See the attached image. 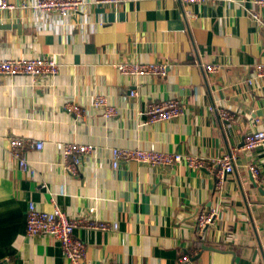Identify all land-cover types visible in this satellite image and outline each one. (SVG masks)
<instances>
[{
    "label": "crops",
    "instance_id": "0c3cea01",
    "mask_svg": "<svg viewBox=\"0 0 264 264\" xmlns=\"http://www.w3.org/2000/svg\"><path fill=\"white\" fill-rule=\"evenodd\" d=\"M0 54L52 57L61 65L55 76L0 79V263L70 264L57 240L27 235L34 202L47 211L56 203L79 222L119 224L114 232L77 225L86 264H183V255L189 264H264V145L243 148L247 135L264 130V81L256 77L264 63V5L83 0L69 17L18 7L0 11ZM127 61H165L170 70L164 78L126 76L115 64ZM209 64L217 71L208 72ZM96 95L106 96L117 115L96 110ZM172 98L185 104L184 114L148 123L149 103ZM71 104L82 114L70 112ZM11 136L44 142L26 152L34 176L13 156ZM68 142L96 147L77 175L62 163ZM114 147L210 161L236 148L237 158L219 187L214 172L185 163L131 161L115 169ZM251 165L260 170L258 181ZM212 209L216 224L201 234L197 217Z\"/></svg>",
    "mask_w": 264,
    "mask_h": 264
},
{
    "label": "built area",
    "instance_id": "2783aa9c",
    "mask_svg": "<svg viewBox=\"0 0 264 264\" xmlns=\"http://www.w3.org/2000/svg\"><path fill=\"white\" fill-rule=\"evenodd\" d=\"M132 0H98L101 4H117ZM183 6H190L198 3L218 4L221 2H231L233 0H173ZM258 4L264 5V0H256ZM83 0H34L32 3L23 1L18 5L13 0H0V11L14 12L18 7H31L37 11L56 12L63 17L80 12ZM60 63L52 57H19L3 58L0 54V79L2 77H16L30 75L32 77L55 76L60 71ZM117 70L126 76L144 77L153 76L164 78L168 75L170 64L165 61H127L115 64ZM218 66L207 65L208 72L217 71ZM256 77L264 81V63H260L256 68ZM254 78L250 79L252 84ZM136 96L137 92L132 91ZM93 107L100 111L105 118H113L117 115V110L112 106L107 97L96 95L93 100ZM67 109L77 115L82 114L79 105L71 104ZM185 112V104L179 99L172 98L162 102H151L148 105V123L158 121H171L180 117ZM221 116H225L223 111ZM264 145V130L255 131L246 136L243 148L249 151L259 149ZM9 147L13 156L19 161L23 170L30 172L33 176L36 171L29 164L26 152L29 150H41L44 147L42 140L34 138H23L11 136ZM95 145L92 143L68 142L62 149V163L66 172L70 175H77L85 158L95 152ZM112 166L118 168L123 162L135 161L150 166H173L174 164L185 163L190 167L205 169L214 172L219 179L217 185H223L225 175L233 173L235 170V160L237 158L236 148H232L217 160H206L196 155H187L176 152H164L152 147L125 148L114 147L111 149ZM250 171L255 181H258L260 170L257 166L251 165ZM94 214L95 208L90 210ZM219 217V212L215 209L202 211L197 217L198 231L203 234L209 227L214 226ZM79 223L83 226L114 232L118 230L117 222L99 220L96 218L83 219L80 222L70 217L58 204H54L52 210H40L34 202L29 203L27 213V235H47L57 240L63 250V254L70 264H86V245L84 241L75 235V228ZM181 263L189 264L190 257L183 255ZM111 264H127L113 262Z\"/></svg>",
    "mask_w": 264,
    "mask_h": 264
},
{
    "label": "water",
    "instance_id": "95a60500",
    "mask_svg": "<svg viewBox=\"0 0 264 264\" xmlns=\"http://www.w3.org/2000/svg\"><path fill=\"white\" fill-rule=\"evenodd\" d=\"M253 182H255V179L253 178ZM255 186H256V183H255ZM261 191V190H260ZM0 264H6V263H0Z\"/></svg>",
    "mask_w": 264,
    "mask_h": 264
}]
</instances>
